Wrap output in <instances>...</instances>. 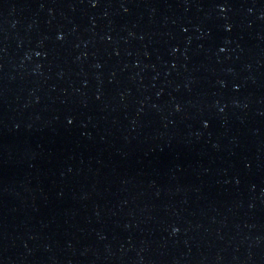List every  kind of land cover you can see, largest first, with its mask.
Wrapping results in <instances>:
<instances>
[{"label": "water", "instance_id": "water-1", "mask_svg": "<svg viewBox=\"0 0 264 264\" xmlns=\"http://www.w3.org/2000/svg\"><path fill=\"white\" fill-rule=\"evenodd\" d=\"M0 264H264V0H0Z\"/></svg>", "mask_w": 264, "mask_h": 264}]
</instances>
